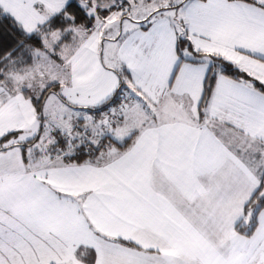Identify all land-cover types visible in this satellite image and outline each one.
Returning a JSON list of instances; mask_svg holds the SVG:
<instances>
[{
    "label": "snow or ice",
    "instance_id": "6c2138e0",
    "mask_svg": "<svg viewBox=\"0 0 264 264\" xmlns=\"http://www.w3.org/2000/svg\"><path fill=\"white\" fill-rule=\"evenodd\" d=\"M0 264H264V0H0Z\"/></svg>",
    "mask_w": 264,
    "mask_h": 264
}]
</instances>
